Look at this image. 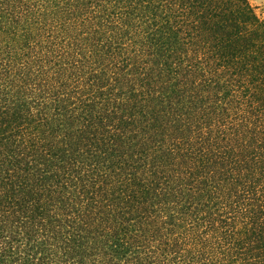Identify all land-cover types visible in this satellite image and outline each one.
<instances>
[{
	"label": "trees",
	"instance_id": "obj_1",
	"mask_svg": "<svg viewBox=\"0 0 264 264\" xmlns=\"http://www.w3.org/2000/svg\"><path fill=\"white\" fill-rule=\"evenodd\" d=\"M0 264H264L250 0H0Z\"/></svg>",
	"mask_w": 264,
	"mask_h": 264
},
{
	"label": "rangeland",
	"instance_id": "obj_2",
	"mask_svg": "<svg viewBox=\"0 0 264 264\" xmlns=\"http://www.w3.org/2000/svg\"><path fill=\"white\" fill-rule=\"evenodd\" d=\"M257 14L264 19V0H250Z\"/></svg>",
	"mask_w": 264,
	"mask_h": 264
}]
</instances>
